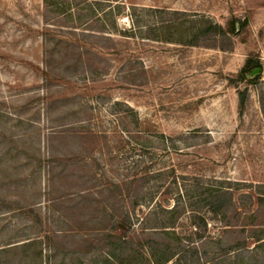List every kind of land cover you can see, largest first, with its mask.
I'll return each mask as SVG.
<instances>
[{"label": "rangeland", "instance_id": "1", "mask_svg": "<svg viewBox=\"0 0 264 264\" xmlns=\"http://www.w3.org/2000/svg\"><path fill=\"white\" fill-rule=\"evenodd\" d=\"M261 98L264 0H0V264H264Z\"/></svg>", "mask_w": 264, "mask_h": 264}, {"label": "trees", "instance_id": "2", "mask_svg": "<svg viewBox=\"0 0 264 264\" xmlns=\"http://www.w3.org/2000/svg\"><path fill=\"white\" fill-rule=\"evenodd\" d=\"M236 21L233 20L231 22V29L233 33L237 34L241 31L243 24L240 21H237L238 30H236ZM205 27V28H204ZM202 27V30H199L200 35H209L211 32L218 33V34H225L223 28L220 24L208 21L206 25ZM255 68L260 71V65L254 64L253 66L250 65V62H247L240 70V76L246 77L247 74L251 73ZM258 79V74L254 75L250 78V81H256ZM239 94V102L242 104L245 98V90L238 93ZM261 112L264 119V101L262 98L259 100ZM215 193L211 194V201L209 203V209L214 215H218L219 213L224 212L229 206L233 204L232 200V193L229 190H221V191H214ZM258 241L259 238H256ZM173 256L166 258L164 262H158L157 260H153L151 264H165L167 263Z\"/></svg>", "mask_w": 264, "mask_h": 264}, {"label": "water", "instance_id": "3", "mask_svg": "<svg viewBox=\"0 0 264 264\" xmlns=\"http://www.w3.org/2000/svg\"><path fill=\"white\" fill-rule=\"evenodd\" d=\"M236 30H238V25H236ZM258 72V69H254L252 72H251V76L255 75L256 73Z\"/></svg>", "mask_w": 264, "mask_h": 264}]
</instances>
